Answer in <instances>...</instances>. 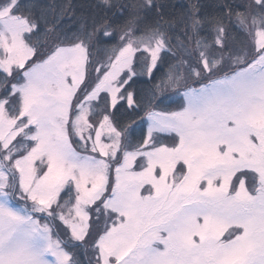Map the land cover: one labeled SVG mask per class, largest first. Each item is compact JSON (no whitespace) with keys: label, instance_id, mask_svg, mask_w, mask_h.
I'll return each instance as SVG.
<instances>
[{"label":"snow or ice","instance_id":"obj_1","mask_svg":"<svg viewBox=\"0 0 264 264\" xmlns=\"http://www.w3.org/2000/svg\"><path fill=\"white\" fill-rule=\"evenodd\" d=\"M0 264H264V0H0Z\"/></svg>","mask_w":264,"mask_h":264},{"label":"trees","instance_id":"obj_2","mask_svg":"<svg viewBox=\"0 0 264 264\" xmlns=\"http://www.w3.org/2000/svg\"><path fill=\"white\" fill-rule=\"evenodd\" d=\"M84 2H86V0H84Z\"/></svg>","mask_w":264,"mask_h":264}]
</instances>
